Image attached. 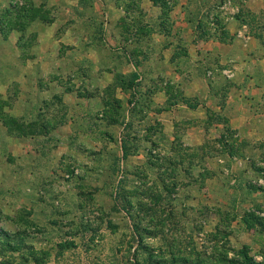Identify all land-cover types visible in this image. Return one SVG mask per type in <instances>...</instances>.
<instances>
[{
	"label": "crops",
	"instance_id": "0c3cea01",
	"mask_svg": "<svg viewBox=\"0 0 264 264\" xmlns=\"http://www.w3.org/2000/svg\"><path fill=\"white\" fill-rule=\"evenodd\" d=\"M0 108L27 185L117 163L264 264V0H0Z\"/></svg>",
	"mask_w": 264,
	"mask_h": 264
},
{
	"label": "rangeland",
	"instance_id": "374dc122",
	"mask_svg": "<svg viewBox=\"0 0 264 264\" xmlns=\"http://www.w3.org/2000/svg\"><path fill=\"white\" fill-rule=\"evenodd\" d=\"M98 165L53 168L40 185H27L22 168L0 166V264H152L151 256L184 264L197 253L213 260L194 212L173 201L151 214L149 186L135 185L139 171Z\"/></svg>",
	"mask_w": 264,
	"mask_h": 264
},
{
	"label": "trees",
	"instance_id": "16d2710c",
	"mask_svg": "<svg viewBox=\"0 0 264 264\" xmlns=\"http://www.w3.org/2000/svg\"><path fill=\"white\" fill-rule=\"evenodd\" d=\"M227 245H228V242L224 241L223 248L226 251L221 252L219 258L217 259V264H255L252 262V259L249 257L248 251L246 249L239 251L238 254H236L235 258L229 259L228 258L229 256H228V251H227ZM150 253L152 254V251H150ZM197 255H198L197 261H194V260L191 261L190 259H188V257H183L182 261L184 262V264H188V263L189 264H213L212 263L213 261L210 260L209 257L201 258V255L199 253H197ZM153 257L151 256V258H152L151 263L152 264H169V262L167 261V259L165 257L164 258L160 257V259H153ZM177 262H179V261H177L175 258L172 259L173 264H175Z\"/></svg>",
	"mask_w": 264,
	"mask_h": 264
}]
</instances>
